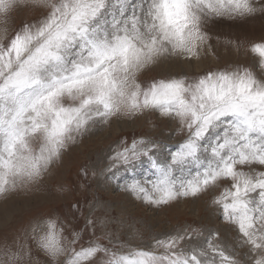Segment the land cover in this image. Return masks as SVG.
Listing matches in <instances>:
<instances>
[{
	"label": "snow or ice",
	"instance_id": "obj_1",
	"mask_svg": "<svg viewBox=\"0 0 264 264\" xmlns=\"http://www.w3.org/2000/svg\"><path fill=\"white\" fill-rule=\"evenodd\" d=\"M20 12L34 19L14 28ZM258 14L264 0H0V201L40 193L63 154L114 118L154 117L170 134L121 141L107 170L130 176L123 190L156 209L208 196L234 233L226 248L189 225L124 254L95 221L80 231L37 215L15 227L6 210L0 264H264V37L228 42L258 57V72L229 61L138 79L199 60L210 21Z\"/></svg>",
	"mask_w": 264,
	"mask_h": 264
},
{
	"label": "rangeland",
	"instance_id": "obj_2",
	"mask_svg": "<svg viewBox=\"0 0 264 264\" xmlns=\"http://www.w3.org/2000/svg\"><path fill=\"white\" fill-rule=\"evenodd\" d=\"M34 15L20 12L14 14L12 27L18 28L25 21H32ZM209 46L201 51L202 67L184 72L183 69H159L142 73V82L175 76L182 73L200 74L209 68L223 67L227 62L254 65L258 72L259 58L249 53L237 55L234 48L228 47L229 41L259 42L264 37V19L259 17L242 20L217 18L210 21L206 29ZM210 31V32H209ZM199 65V64H198ZM163 68V67H162ZM170 134L154 117L126 119L114 118L108 125L95 129L80 138L63 154L53 168L52 176L46 181L45 188L31 197L13 196L6 205L0 201V227L7 210L9 219L13 216L15 227L26 224L33 216H53L71 223L83 231L88 221L96 222V234L107 243L118 245L117 251L126 254L132 249H146L153 238L163 237L189 225L195 226L208 236L209 232L218 233L208 238L213 243L230 247L234 233L228 225L217 219L208 196L187 198L156 209L138 200L123 189L130 182V176L123 171L109 172V156L125 139L144 137L164 139ZM181 137L173 135L168 145L175 144ZM148 174L147 165L138 168L136 176ZM62 189L57 191V189ZM76 205V207H73ZM92 234L91 227L84 232L85 237ZM195 238L194 243L204 239ZM206 246V245H205Z\"/></svg>",
	"mask_w": 264,
	"mask_h": 264
},
{
	"label": "bare ground",
	"instance_id": "obj_3",
	"mask_svg": "<svg viewBox=\"0 0 264 264\" xmlns=\"http://www.w3.org/2000/svg\"><path fill=\"white\" fill-rule=\"evenodd\" d=\"M200 54H201V52H200ZM201 61H202V56L200 55L199 60H196V59H193L191 61L181 60V61H175L172 63H164V64H161L157 67L159 69H162V70H167L165 68H168V70L169 69H175L176 70V69L181 68V69H183L184 72H190V71H194V70L196 71V70L200 69L202 67V65L200 64Z\"/></svg>",
	"mask_w": 264,
	"mask_h": 264
}]
</instances>
